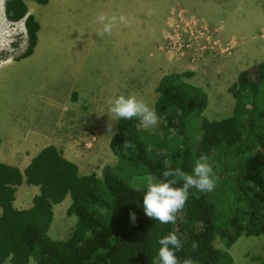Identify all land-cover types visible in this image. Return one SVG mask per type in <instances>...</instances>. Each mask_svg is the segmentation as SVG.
I'll return each mask as SVG.
<instances>
[{
  "label": "trees",
  "instance_id": "trees-1",
  "mask_svg": "<svg viewBox=\"0 0 264 264\" xmlns=\"http://www.w3.org/2000/svg\"><path fill=\"white\" fill-rule=\"evenodd\" d=\"M26 1L3 0L8 21L24 20L28 46L20 57L32 53L39 29ZM191 74L171 72L159 80L154 110L162 135L140 129L138 118L117 120L109 145L118 160L104 166L100 177L80 175L54 145L42 148L23 172L0 163V264L30 259L36 264H161L158 241L169 233L183 244L176 253L181 264L186 258L194 264H235L229 249L236 240L264 231V60L255 63L253 76L248 70L238 73L230 87L235 106L221 119L205 117L207 92L183 79ZM125 141L132 147L125 148ZM201 156L217 162L211 166L216 178L226 174L224 182L216 180L220 188L189 189L175 224L148 218L144 192L134 190L136 174L154 175L158 182L168 168L192 174ZM24 180L40 191L30 208L17 209L14 193ZM68 193L67 212L76 223L67 238L53 239L48 234L52 207ZM216 238L222 248L214 246Z\"/></svg>",
  "mask_w": 264,
  "mask_h": 264
},
{
  "label": "rangeland",
  "instance_id": "rangeland-1",
  "mask_svg": "<svg viewBox=\"0 0 264 264\" xmlns=\"http://www.w3.org/2000/svg\"><path fill=\"white\" fill-rule=\"evenodd\" d=\"M61 1L52 0L48 6L38 3L36 8L33 2L27 4L28 12L41 23L42 32L40 50L32 56L34 61L30 65L23 66V72L30 77L38 71L55 68V64L60 62L61 73L54 78L51 86L53 95H71L75 90L85 94L84 97L91 92L92 95L99 92H103L104 96L110 95L113 89L111 71H106L103 78L87 76L84 66L80 64L81 49L69 41L74 37L73 30L65 31L61 19L53 16ZM203 2H207L206 5ZM263 6L264 0H109V9L104 15L111 19L120 14L126 19V23H120L117 18L114 27L118 31L111 32L112 35L119 33L120 43L124 46L120 49V53H124V60L118 68L121 80L115 83L113 100L120 95H134L145 102L149 98L145 92L151 89L156 79L159 83L165 74L190 71L192 75L184 76L183 79L205 83L212 98L206 112L208 117H205L212 120L231 115L235 106L230 90L232 83L242 70H248L253 76L255 63L264 60ZM62 23L69 25L68 19H62ZM102 26L98 32L102 31ZM53 35L58 36V52L43 49L49 45ZM98 41L95 38L94 44ZM27 46L24 20L7 21L3 3L0 4V59H17ZM113 48L101 50L100 59L104 60V55L113 54ZM95 57L98 59L97 51ZM77 58L79 62L73 63ZM67 61H71L72 65L68 66ZM99 65L95 67L98 72L109 67L104 63ZM7 68L2 66L1 69ZM12 76L13 91L18 93L21 90L20 78L15 71ZM156 88H152L153 93L154 90L157 92ZM151 98L154 99V96ZM42 99L37 100V108L43 106ZM68 100L63 96L61 107ZM221 105L224 113L216 112ZM77 107L68 110L76 124H73L74 120L65 121V129L70 133H81L83 126L90 128L98 122V119L91 118V115L96 116L92 104L89 107L84 105L85 108L81 110H77ZM161 123L159 118L156 126L144 128L139 120V128L162 135ZM76 148L81 151L85 147L80 142ZM207 158L211 166L217 163L213 158ZM216 175L219 182L226 180V174ZM148 182L158 183V180L149 174H136L133 178L134 185L139 183L143 192ZM220 186L216 184L215 189ZM214 246L223 247L218 238ZM230 248L235 264H264V231L255 237L242 235Z\"/></svg>",
  "mask_w": 264,
  "mask_h": 264
},
{
  "label": "crops",
  "instance_id": "crops-1",
  "mask_svg": "<svg viewBox=\"0 0 264 264\" xmlns=\"http://www.w3.org/2000/svg\"><path fill=\"white\" fill-rule=\"evenodd\" d=\"M50 1L52 2V0H48L44 5L48 6ZM32 2L34 3V8H36L38 6L37 2L29 0L26 3L31 4ZM203 3L206 5L207 2ZM60 4L53 16L61 19V25L65 31L68 29L73 30L74 37L72 40H68L71 45L81 49L80 60L82 63L80 64L84 66L85 73L90 78H103L106 71H111L113 89L110 95L105 94V96L103 92L95 95H92L91 92L88 93L87 97H84L85 94H81V92L79 94L76 90L71 95H53L51 86L55 80L54 78L61 73L60 62L55 64V68L38 71L30 77L28 74H25L23 66L30 65L34 61L32 56L40 50L42 25L38 21L37 41L30 55L18 57L17 59H0V163L17 167L23 172L31 159L42 148L54 145L61 150L62 155L66 159L77 165L80 175L95 173L100 177L104 166H115L118 160L112 153L109 145L114 135L107 131V126L111 123L113 131L116 133L117 121L110 120L111 114L108 103L111 106V101L115 94V83L121 80V73L118 71V68L124 60L122 58L124 53H120V49L122 50L124 46L122 42L120 43L119 33L114 35L107 34L103 37L97 35V32L103 25V23L101 25V22L98 21V17L101 14H106V11L109 9V0H62ZM155 11L158 13L157 9ZM117 13H120V11ZM116 17L119 18L120 14L116 15ZM62 19H68L69 25L65 26L62 23ZM116 30L118 31V28L113 27L112 31ZM95 38L99 40L96 45L94 44ZM113 46L112 50L114 53L104 55V60H101L100 51L109 50ZM43 49L58 52V36L53 35L49 45ZM96 51L98 59L95 57ZM75 62H79L78 58L73 63ZM101 63L109 67L98 72L95 67H98ZM67 64L68 66L72 65L71 61H67ZM2 66H8V68L2 70ZM13 71L20 78L21 90L18 93L13 91ZM107 80H110V78H107ZM186 82L199 86L207 92L208 103L203 114L208 117L206 112L212 98L206 84L195 83L191 80H187ZM156 86H158V79L155 80L151 89L145 92L149 96L145 103L153 109L158 98V93L155 90L153 93L152 88ZM63 96H66L69 100L61 107ZM72 96L75 98L70 99ZM152 96H154V99L151 98ZM39 98H43V106L37 108L36 103ZM91 104L92 109L95 111L94 114H96L95 117L91 115V118L93 120L98 119L97 124L91 125L90 128L83 126L84 130L81 133L66 131L65 121L74 120L73 124H76L75 118H72L69 114V108L77 105V110H81V108H85L84 105L89 107ZM222 108H224L223 105L219 106L216 112L224 113ZM83 125H85V122ZM76 135L79 139L76 138ZM71 138L76 140H72ZM80 142L83 143L86 149L83 148L80 151L76 148V144ZM39 191V186L27 184L24 180L20 185L16 186L13 206L17 209L30 208L33 205L34 196ZM71 203L72 198L68 193L61 202L53 205V218L48 229V234L51 238L64 239L72 232L76 223V216L67 212ZM1 213L2 210L0 208ZM230 249L229 252H231ZM5 264L9 263L6 262ZM26 264H36V262L30 259Z\"/></svg>",
  "mask_w": 264,
  "mask_h": 264
},
{
  "label": "clouds",
  "instance_id": "clouds-1",
  "mask_svg": "<svg viewBox=\"0 0 264 264\" xmlns=\"http://www.w3.org/2000/svg\"><path fill=\"white\" fill-rule=\"evenodd\" d=\"M2 3L3 0H0V4ZM98 21L103 23V29L97 35L103 37L105 34H111L117 18L109 19L101 14ZM119 22L126 23L125 17H119ZM109 112L111 114L110 120L138 118L144 128L154 127L159 122L155 110L134 95L116 97L111 101ZM107 131L115 135L111 123L108 124ZM123 146L125 148L132 147L126 141ZM207 159L206 156H201L197 160L192 174H187L179 168H168L163 172L164 179L162 181L158 183L148 182L143 195L145 215L162 224H175L176 214L183 209L188 200L189 189L195 188L200 192L213 191L216 187L217 178ZM180 181H183L182 186H177ZM134 190H142L139 183L134 185ZM130 220L135 223V213H130ZM158 243L161 246L158 252L161 264H181L176 253L182 249L183 244L175 233H169L159 239ZM192 248L193 250L197 248L195 242L192 244ZM182 264H194V261L186 258Z\"/></svg>",
  "mask_w": 264,
  "mask_h": 264
}]
</instances>
